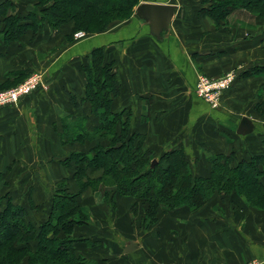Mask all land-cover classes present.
<instances>
[{"label":"crops","instance_id":"obj_1","mask_svg":"<svg viewBox=\"0 0 264 264\" xmlns=\"http://www.w3.org/2000/svg\"><path fill=\"white\" fill-rule=\"evenodd\" d=\"M7 1L22 16L33 9L27 0H0V5ZM142 3L175 7L169 30L160 39L151 36L135 13L131 20L81 40L70 38L72 27L67 26L59 31L45 28L36 38L28 31L6 45L0 24V89L13 87L29 73L43 81L19 105L0 109L1 203L11 199L26 206L29 219L40 225L48 219L58 191L76 194L90 222L75 229V250L94 264H264V209L249 206L237 191L217 192L199 208H161L157 222L145 228L148 204L138 202L133 214L134 199L111 193L113 207L101 192L81 191L75 168L62 164L73 152L89 155L96 143L107 144L99 139L65 146L60 138L64 118H86L89 131L100 124L89 103L76 109L70 97L84 98L82 69L99 47L115 63L121 83L112 111L130 115L131 132L144 137V149L152 150L155 159L183 148L194 174L207 178L209 156L234 153L239 162L264 152V119H258L253 108L249 113L264 89V75L243 76L264 66V22L251 23L247 10L240 9L217 28L200 13L203 0ZM233 70L234 85L224 93L219 109L196 94L199 75L218 78ZM244 117L255 130L239 136ZM102 175V170H88L85 181ZM130 244L135 249L125 253Z\"/></svg>","mask_w":264,"mask_h":264},{"label":"trees","instance_id":"obj_2","mask_svg":"<svg viewBox=\"0 0 264 264\" xmlns=\"http://www.w3.org/2000/svg\"><path fill=\"white\" fill-rule=\"evenodd\" d=\"M30 1L34 3L33 9L25 16L16 12L12 2L0 5V24L6 45L18 42L28 31L36 38L45 28L59 31L71 26L70 38L79 31L101 34L118 23L131 20L142 0ZM240 9L264 13V0H203L200 13L220 27ZM88 59L82 69L86 79L85 96L70 94V97L76 109L89 103L100 124L89 131L86 118L67 117L62 121L63 133L60 134L65 146L94 143L99 139L107 143H96L89 155L73 152L62 162L68 168H75L74 180L81 191L91 188L101 192L103 201L113 207L116 203L111 193L132 198L135 200L133 214L137 213L138 202L148 204L143 221L145 228L157 222L161 208L175 210L183 205L199 208L217 192L237 191L249 206L264 209V152L239 162L234 153L209 156L211 175L207 178L194 174L183 148L155 159L152 150L144 149V137L131 132L130 115L126 111H112L113 101L121 93V83L106 49H93ZM32 74L21 76L14 86ZM260 74H264V66L251 68L243 76ZM10 107L13 106L0 109ZM154 160L157 163L151 168ZM88 170H102L103 175L97 180L85 181ZM29 214L26 206L15 204L11 199H6L3 205L0 199V264H91V260L75 250V229L90 222L76 194L63 189L58 191L48 219L40 225L29 219Z\"/></svg>","mask_w":264,"mask_h":264},{"label":"built area","instance_id":"obj_3","mask_svg":"<svg viewBox=\"0 0 264 264\" xmlns=\"http://www.w3.org/2000/svg\"><path fill=\"white\" fill-rule=\"evenodd\" d=\"M84 37L85 34L83 32H78L76 34V38L78 39ZM235 79L236 77L232 73H229L226 77L218 80H211L204 75H199L196 85V94L208 103L211 108L219 109L224 93L231 88ZM42 85L43 81L40 79L39 75H30L28 79L20 83L18 86L0 92V108L18 105L23 98L33 94ZM244 264L261 263L257 260H251Z\"/></svg>","mask_w":264,"mask_h":264},{"label":"water","instance_id":"obj_4","mask_svg":"<svg viewBox=\"0 0 264 264\" xmlns=\"http://www.w3.org/2000/svg\"><path fill=\"white\" fill-rule=\"evenodd\" d=\"M175 7L171 5H162V4H140L135 12L137 18L145 21V23L150 28V34L155 39H160L162 33L169 30V25L174 16ZM255 125L252 120L247 117H244L237 129V134L239 136H247L254 132ZM157 161L154 160L151 168L156 165ZM135 249L134 244H130L125 253H130Z\"/></svg>","mask_w":264,"mask_h":264},{"label":"rangeland","instance_id":"obj_5","mask_svg":"<svg viewBox=\"0 0 264 264\" xmlns=\"http://www.w3.org/2000/svg\"><path fill=\"white\" fill-rule=\"evenodd\" d=\"M26 1V0H25ZM27 2H29V3H31V4H34V3H32L30 0H27ZM247 14H246V16L248 17L247 18V20L248 21H250L251 23H254V24H259V23H261V22H264V13H261V12H258V11H250V10H247ZM228 19H229V17H228ZM127 22V21H126ZM123 23V22H122ZM229 22H228V20H227V22H226V25L228 24ZM118 24H120V23H118ZM257 24V25H258ZM222 25H224V24H221L220 25V27H217V28H221V26ZM217 26V25H216ZM114 27V26H113ZM225 27V26H224ZM112 28V27H111ZM110 28V29H111ZM79 32H83L84 34H85V37L84 38H81V39H86L87 37H91V36H94V35H88L86 32H84V31H79ZM78 32H76L75 34H74V38L76 39V40H81V39H78V38H76V34H77ZM96 35V34H95ZM110 39H111V36H110ZM99 45V44H98ZM97 45V46H98ZM229 73H232L233 75H235V77H236V71H229V72H227V73H225L223 76H221V77H218V78H212V77H209V76H207V75H204V74H201V75H204V76H206V77H208L209 79H211V80H218V79H221V78H224V77H226V75L227 74H229ZM260 75H264V74H260ZM39 77H40V79H42V77L39 75ZM251 77V76H250ZM26 79H28V78H26ZM25 79V80H26ZM24 80V81H25ZM23 82V81H22ZM21 82V83H22ZM20 84V83H19ZM18 84V85H19ZM17 85V86H18ZM234 85V84H233ZM232 85V86H233ZM232 86H231V88H232ZM14 87H16V86H13L12 88H14ZM230 88V89H231ZM11 89V88H10ZM8 90V89H7ZM3 90H0V92H2ZM256 104H255V109H254V107H253V102H251V104H250V109H249V113L251 112V109L253 108V112H254V110H255V112L259 115L258 116V119H260V120H263L264 119V89H262V91H261V94L259 95H257V97H255L254 98V100H253ZM261 140L262 141H264V134L261 136ZM264 144V143H263ZM91 264H94L93 263V261L91 262Z\"/></svg>","mask_w":264,"mask_h":264}]
</instances>
